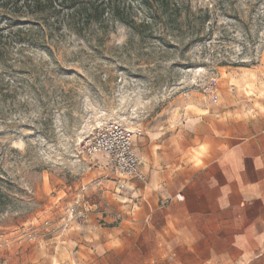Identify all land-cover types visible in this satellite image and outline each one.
I'll return each instance as SVG.
<instances>
[{
    "label": "rangeland",
    "instance_id": "1",
    "mask_svg": "<svg viewBox=\"0 0 264 264\" xmlns=\"http://www.w3.org/2000/svg\"><path fill=\"white\" fill-rule=\"evenodd\" d=\"M117 2L145 19L139 1ZM163 9L177 16L140 32L105 21L77 33L63 20L41 32L37 15L0 14V264L126 262L117 177L104 157L77 153L96 128L153 138L189 117L209 125L262 112L264 0H168Z\"/></svg>",
    "mask_w": 264,
    "mask_h": 264
},
{
    "label": "crops",
    "instance_id": "2",
    "mask_svg": "<svg viewBox=\"0 0 264 264\" xmlns=\"http://www.w3.org/2000/svg\"><path fill=\"white\" fill-rule=\"evenodd\" d=\"M261 89L260 113L209 125L189 117L171 135L135 138L146 180L117 177L112 197L117 241L128 254L122 264H262L264 79ZM248 97L250 108L255 96ZM206 141L181 161V152Z\"/></svg>",
    "mask_w": 264,
    "mask_h": 264
},
{
    "label": "trees",
    "instance_id": "3",
    "mask_svg": "<svg viewBox=\"0 0 264 264\" xmlns=\"http://www.w3.org/2000/svg\"><path fill=\"white\" fill-rule=\"evenodd\" d=\"M130 3L140 2L145 11V19L137 21V14L128 7H120L117 0H5L0 3V14L12 12L16 14V10H24L32 15L42 18L44 26L42 31L53 29L61 26L59 20H63L62 24H66L69 29L79 33L90 25L102 24L105 21L118 22L134 31L141 30L142 27L148 26L150 22H171L177 16L169 15L163 6H168V0H128ZM153 3L157 8L153 7ZM179 13V12H177ZM148 20V21H147ZM52 22V27L49 23ZM58 25H57V24ZM1 30V29H0ZM1 32V31H0ZM0 34V59L6 55L5 43H3Z\"/></svg>",
    "mask_w": 264,
    "mask_h": 264
},
{
    "label": "built area",
    "instance_id": "4",
    "mask_svg": "<svg viewBox=\"0 0 264 264\" xmlns=\"http://www.w3.org/2000/svg\"><path fill=\"white\" fill-rule=\"evenodd\" d=\"M136 137L137 134L116 123L102 125L80 142L77 153L86 157L102 155L107 160L109 171L116 177L145 181L134 150ZM177 198L182 199L180 196Z\"/></svg>",
    "mask_w": 264,
    "mask_h": 264
},
{
    "label": "bare ground",
    "instance_id": "5",
    "mask_svg": "<svg viewBox=\"0 0 264 264\" xmlns=\"http://www.w3.org/2000/svg\"><path fill=\"white\" fill-rule=\"evenodd\" d=\"M255 77H256V76H254L253 74H250V79H251V80H255ZM259 81H260V80H259ZM246 84H247L248 86L251 85V84H248V83H246ZM262 84H263V83H262ZM240 89H241V87L238 86V90H240ZM259 91H260V89H259ZM261 91H262V89H261ZM259 93L261 94V92H259Z\"/></svg>",
    "mask_w": 264,
    "mask_h": 264
}]
</instances>
